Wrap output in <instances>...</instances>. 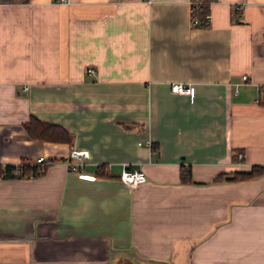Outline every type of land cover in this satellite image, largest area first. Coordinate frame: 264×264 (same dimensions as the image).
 I'll return each instance as SVG.
<instances>
[{
	"label": "crops",
	"instance_id": "obj_1",
	"mask_svg": "<svg viewBox=\"0 0 264 264\" xmlns=\"http://www.w3.org/2000/svg\"><path fill=\"white\" fill-rule=\"evenodd\" d=\"M40 155L0 177V264H264V174L214 181L264 166V0H213L206 27L189 0H0V166Z\"/></svg>",
	"mask_w": 264,
	"mask_h": 264
},
{
	"label": "trees",
	"instance_id": "obj_2",
	"mask_svg": "<svg viewBox=\"0 0 264 264\" xmlns=\"http://www.w3.org/2000/svg\"><path fill=\"white\" fill-rule=\"evenodd\" d=\"M211 0H201L200 5L196 10L197 16L203 15L210 11L209 3ZM205 22H200V25L196 27H206ZM25 135L28 138H32L38 141L48 140V141H57V142H70L71 133L62 125L44 122L38 120L37 118H30L26 123H24ZM14 165H5L4 168L0 166V177H18L11 173ZM38 166L36 164H26L21 165V173H37ZM264 174V166L253 164L251 165L248 171H235L230 172L229 174L218 173L214 177L216 180H243L249 179L255 176H260ZM181 179L182 181L189 182L191 181L190 169H181Z\"/></svg>",
	"mask_w": 264,
	"mask_h": 264
},
{
	"label": "built area",
	"instance_id": "obj_3",
	"mask_svg": "<svg viewBox=\"0 0 264 264\" xmlns=\"http://www.w3.org/2000/svg\"><path fill=\"white\" fill-rule=\"evenodd\" d=\"M61 2H68L69 0H59ZM213 0L210 1V4ZM201 0H189V14H190V21L193 26L200 25V22H205L206 25L209 24L210 21V11L203 15L197 16L196 10L200 5ZM240 9V6L238 7ZM86 72H92V68L87 66L85 68ZM248 77L246 74L241 75V81L236 82L234 84L235 91L237 90V85L240 83L246 82ZM171 90L181 94H187L190 92V86L184 84L182 82H173L170 86ZM88 157V150L83 148H70L68 151L67 156L64 158V164L69 170H80L84 166V160ZM53 162L52 158L46 157L44 155H40L35 159V163L38 166L37 173H28L22 174L21 173V163L14 165L11 173L18 177L24 178H33L41 173H43L48 165ZM2 169L4 166H1ZM121 180L129 186H135L140 182H143L146 179V176L142 170H138L135 168H129L128 166L123 165L120 174Z\"/></svg>",
	"mask_w": 264,
	"mask_h": 264
}]
</instances>
